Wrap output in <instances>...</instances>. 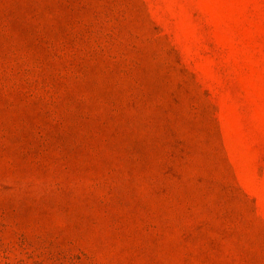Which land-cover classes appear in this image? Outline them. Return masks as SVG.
Instances as JSON below:
<instances>
[{
    "label": "rangeland",
    "instance_id": "rangeland-1",
    "mask_svg": "<svg viewBox=\"0 0 264 264\" xmlns=\"http://www.w3.org/2000/svg\"><path fill=\"white\" fill-rule=\"evenodd\" d=\"M0 264H264V0H0Z\"/></svg>",
    "mask_w": 264,
    "mask_h": 264
}]
</instances>
